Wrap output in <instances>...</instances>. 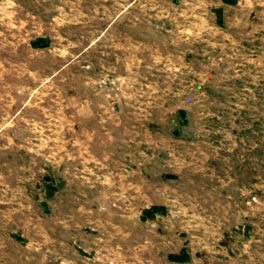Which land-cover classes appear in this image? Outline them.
Here are the masks:
<instances>
[{"label":"rangeland","instance_id":"obj_1","mask_svg":"<svg viewBox=\"0 0 264 264\" xmlns=\"http://www.w3.org/2000/svg\"><path fill=\"white\" fill-rule=\"evenodd\" d=\"M0 264H264V0H0Z\"/></svg>","mask_w":264,"mask_h":264}]
</instances>
